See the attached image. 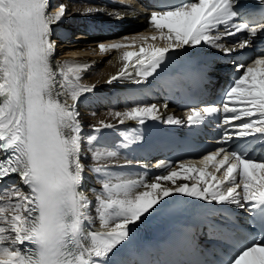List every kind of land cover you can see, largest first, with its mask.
I'll list each match as a JSON object with an SVG mask.
<instances>
[{
    "label": "snow or ice",
    "instance_id": "snow-or-ice-1",
    "mask_svg": "<svg viewBox=\"0 0 264 264\" xmlns=\"http://www.w3.org/2000/svg\"><path fill=\"white\" fill-rule=\"evenodd\" d=\"M240 2H158L148 19L160 36L151 40L159 38L167 46L147 44V36L135 52L127 51L134 44L99 43L104 53L124 50L123 66L108 84L146 83L182 46L203 44L231 55L234 49L221 41L246 33L233 43L240 49L249 47L258 33L264 35V0H257L262 13L258 18L244 15ZM50 6L51 0H0V264H123L113 258L132 242L135 228L176 195L224 206L208 207L209 214L233 206L247 213L255 228L249 238L239 240L234 238L236 223L221 225L206 218L209 232H223L231 249L224 258L206 264H264V52L235 65L236 75L221 105L192 107L186 113L189 127L222 117L220 146L199 162H213L217 172L223 169V179L194 167L191 160L158 164L162 171L150 178L147 173L125 176L111 170L122 166L120 152L100 145L96 135L115 125L100 121L91 126L95 134H84L78 104L82 96L95 92L94 85L82 83L90 65L53 63L55 27L69 12L60 4L53 14ZM86 14L97 15L99 10L89 8ZM162 107L167 109V103ZM110 116L121 125L135 121L143 126L149 120L184 123L164 117L156 104L113 111ZM87 158L93 166H86ZM132 163L125 158V164ZM88 171L101 184L94 190L95 201L84 189Z\"/></svg>",
    "mask_w": 264,
    "mask_h": 264
},
{
    "label": "bare ground",
    "instance_id": "bare-ground-1",
    "mask_svg": "<svg viewBox=\"0 0 264 264\" xmlns=\"http://www.w3.org/2000/svg\"><path fill=\"white\" fill-rule=\"evenodd\" d=\"M51 3L55 4L52 10L53 14L55 11H58L57 6L60 4L66 5L67 11L69 12V15L63 23L55 27L54 39L57 43V50L53 57V63L73 61L88 63L90 65V69L82 74V83L85 85H94L95 92L82 96L78 104L79 119L83 125L84 134L93 133L91 126H98L100 121L114 124V129H103L99 134H96L98 135L100 145L117 150L121 154L120 164L122 166L112 167L111 170L114 173L131 177H143L147 173V177L150 178L160 173L159 171L153 172L152 166L149 165L150 155L153 151L150 148V140L145 128L150 122L140 126L135 121H126L121 125L118 120L110 116V113L113 111H127L137 105L146 106L156 104L161 106V113L164 117H176V113L171 106H168L167 109L162 107L165 103L162 100V95L157 91V85L160 79L154 76L142 84L121 80L118 83L114 82L109 85L108 80L110 77L116 75L123 66L120 56L124 50H112L107 53L99 50V43L101 42L106 44L123 42L125 44L136 45L135 47L127 49V51L135 52L144 43L143 38L145 36L149 38L147 44H152L156 47L167 46V42L159 38L155 41L151 40L153 35L159 37L160 33L156 32L150 23H148V17L150 15H137L131 9L125 8L123 4L115 3L114 1L110 2L109 0H51ZM89 8L94 10L98 9L99 14L87 15L86 13ZM115 16L119 18H113ZM135 17L143 22L140 26L132 27L126 25V22H130V19L134 20ZM118 26L125 27L117 30ZM73 28H77L75 36L82 37V40L72 41L74 36L70 37L67 43L66 41H62V39L67 38L66 36ZM124 37L128 39L122 40L121 38ZM81 50L83 51L81 52ZM179 51L202 52V54L210 55L217 52V49L203 44L198 48L182 46L169 55L175 56L176 52ZM79 52L81 53L78 54ZM129 71H132L131 65H129ZM133 137H139V139L133 143L131 142ZM125 158L131 160L133 163L131 165L125 164ZM84 163L86 166L91 167L95 162L87 158L84 160ZM193 166L198 169L206 168L205 164L199 162H193ZM213 168H215V165ZM91 174H93L92 177ZM16 179V177L12 178L13 181ZM184 182L177 181V183ZM88 183H91L90 190L87 187ZM100 188L101 184L95 174L86 172L84 189L89 199L95 201V191L100 190ZM180 200V195L170 197L169 204L164 209H161V216L168 214L171 208Z\"/></svg>",
    "mask_w": 264,
    "mask_h": 264
},
{
    "label": "rangeland",
    "instance_id": "rangeland-1",
    "mask_svg": "<svg viewBox=\"0 0 264 264\" xmlns=\"http://www.w3.org/2000/svg\"><path fill=\"white\" fill-rule=\"evenodd\" d=\"M51 4H53V5H51V7H50V11H52L53 10V8H54V3H51ZM53 6V7H52ZM76 32V31H75ZM77 33V32H76ZM76 33L74 34V35H76ZM67 38H65V39H62V41H66V43H67V41H68V39H69V37H71V36H66ZM73 37V36H72ZM63 45V44H62ZM91 134H94V133H91Z\"/></svg>",
    "mask_w": 264,
    "mask_h": 264
}]
</instances>
